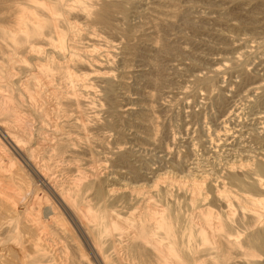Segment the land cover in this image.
<instances>
[{
	"label": "rangeland",
	"instance_id": "1",
	"mask_svg": "<svg viewBox=\"0 0 264 264\" xmlns=\"http://www.w3.org/2000/svg\"><path fill=\"white\" fill-rule=\"evenodd\" d=\"M25 11L42 32L28 29L16 44ZM0 18L8 118L30 117L27 157L60 196L71 195L106 263L162 264L153 239L172 244L178 264H264V239L251 242L253 256L239 250L218 263L216 229L223 224L233 240L264 237V0H0ZM25 173L45 193L33 207L53 257L96 264L71 218ZM134 226L145 239L133 241Z\"/></svg>",
	"mask_w": 264,
	"mask_h": 264
},
{
	"label": "bare ground",
	"instance_id": "2",
	"mask_svg": "<svg viewBox=\"0 0 264 264\" xmlns=\"http://www.w3.org/2000/svg\"><path fill=\"white\" fill-rule=\"evenodd\" d=\"M49 8V7H48ZM32 12V11H31ZM11 16V15H10ZM31 15L28 13V11L24 12L23 18L20 21V26H24V28L22 27L23 31L21 32V34L19 35V37L17 38V41L15 42L16 44H22L27 40V36H28V29L33 33V34H38L40 35L42 32V28L41 26L38 24V20L36 19H32V17H30ZM26 18H30L31 19V23L29 24L28 22H26ZM1 19V18H0ZM171 19V18H170ZM29 20V19H28ZM1 21V20H0ZM53 22V27L55 26L54 21ZM33 23H35L36 25H34ZM3 29V28H2ZM4 30V29H3ZM10 30V29H9ZM19 30V29H18ZM20 31V30H19ZM56 30H54L55 32ZM13 33V32H12ZM56 33V32H55ZM58 34V33H56ZM55 34V36H56ZM59 37V36H58ZM57 37V39H58ZM39 38V37H38ZM58 44L59 43V40ZM61 45V44H60ZM57 47V45H56ZM35 48V47H34ZM59 48V47H58ZM9 49V48H8ZM11 49V48H10ZM60 49H62L60 47ZM74 49V48H73ZM62 51V50H61ZM91 52V51H90ZM38 53V52H37ZM9 56V54H8ZM18 57V56H17ZM16 57V58H17ZM27 57V56H26ZM14 58V60L16 59ZM21 59V58H19ZM18 59V60H19ZM27 60V58H26ZM79 60V59H78ZM10 61V60H9ZM23 61V60H21ZM20 62V61H19ZM36 63V62H35ZM48 63V62H47ZM45 64V63H44ZM5 65V64H4ZM47 65V64H46ZM45 65V66H46ZM49 65H47L48 67ZM39 67V66H38ZM11 70V69H10ZM7 72V71H5ZM3 71H2V62H0V78L2 79L3 76ZM9 74H11V71H8L6 76H8ZM14 75V73H12ZM11 74V75H12ZM30 74V73H29ZM45 74V73H44ZM72 74V73H71ZM5 76V77H6ZM10 78V76H8ZM69 77V75H68ZM72 77V76H71ZM8 78V79H9ZM13 78V76L11 77ZM27 78V77H26ZM41 78V77H39ZM84 78H86L84 76ZM24 79V77H23ZM83 79V78H82ZM11 80V79H10ZM19 80V79H18ZM70 80V79H69ZM74 80V79H73ZM8 81V80H7ZM72 81V79H71ZM28 80H25L24 85L25 87L23 88V92L25 93L26 98L30 99V97H28V95L26 94V86L28 84ZM10 83V82H9ZM40 83V82H38ZM23 84V83H22ZM21 88V87H19ZM40 89V88H39ZM7 90V84H4L0 81V91H4ZM21 90V89H20ZM41 91V90H40ZM5 92V91H4ZM21 97V96H20ZM44 97V96H43ZM39 98V97H38ZM49 98V97H48ZM8 99V101L6 100ZM40 100V99H39ZM0 102H1V109H3V111H1L2 115L4 116L5 120L2 121L0 119V145H3L4 148H2L1 146V153H0V264H60L61 262H59V259L56 260L52 255L51 252L48 249V247L46 246L45 239L44 242L41 240V233L42 232H47L48 227L45 223V220H43L40 216V212L39 210H37V212L34 213V204L36 201H39L42 199L41 197L44 198V201H46L47 199H45L46 196L45 193L42 194L41 192V196L40 198L38 197L37 192L34 193V190H32V183H30V181L28 180L29 177L26 175V171H29L30 173V177H32V179H36L35 181L38 182V184H42L40 185V188H42L43 186H45L47 188V190L50 192L51 195H53V197L56 200V203H58V205L60 206V208L62 209V211L64 213H66L69 218H71L70 220L73 221L74 223H72L75 228L77 229V231L79 232V234L83 237H81V239L84 240V245H86V248L92 255L94 258V261L96 264H108L105 262V260L103 259L102 255L100 253L97 252L96 247L94 246V242H91L90 240L87 239L86 237V233L83 230L82 226L80 225V221L75 217V215L73 214L72 210L70 209V207L72 206V203L70 201L71 199V195L66 197H62L60 196L55 190H54V186L53 188L51 187V185H49L46 180L45 177L40 173V171H38V169H36L37 167H35L36 165L33 164V162L30 160L29 157H27L26 151H24V147H23V143H30V135L29 133H31V129L30 131H26V127H28L27 122H29V118L25 119L23 117L20 118V114L17 112V116L19 117L18 120H20L18 123L21 122L20 126L15 125L16 121L18 120H9V116L12 115V109H13V105L10 102V98L8 96H4L0 95ZM42 102V101H41ZM11 104L12 106L10 107ZM22 104V103H21ZM34 104V103H33ZM30 105V103H29ZM40 105V104H39ZM31 106V105H30ZM38 106V105H37ZM43 106V104L41 105ZM39 108H41L39 106ZM38 108V109H39ZM32 110V109H31ZM37 110V109H36ZM38 111V110H37ZM23 112V111H22ZM46 112V111H45ZM30 114V113H29ZM35 114L37 117H42L43 114H41L40 111L36 112ZM28 115V114H27ZM49 116V115H48ZM27 117V116H25ZM44 117V115H43ZM43 119V118H42ZM41 120V119H40ZM39 120V121H40ZM45 120V119H44ZM38 121V119L36 120ZM6 122V123H4ZM45 122V121H44ZM47 122V121H46ZM38 123V122H37ZM43 123V121H42ZM31 124V123H30ZM33 124V123H32ZM39 124V123H38ZM46 124V123H45ZM44 124V125H45ZM48 124V122H47ZM46 127V125H45ZM43 133V132H42ZM41 134V133H40ZM45 134V133H44ZM32 142V141H31ZM40 143V142H39ZM25 146V145H24ZM6 147V148H5ZM37 147V146H36ZM54 147V146H53ZM59 148V147H58ZM7 150V151H6ZM27 150V149H26ZM29 150V148H28ZM39 150V149H37ZM30 151V150H29ZM28 153V151H27ZM34 153V152H33ZM32 153V154H33ZM38 153V152H37ZM35 155V154H34ZM33 159V158H32ZM6 160V162H5ZM35 160V159H34ZM40 160V159H39ZM5 162V163H4ZM35 163V162H34ZM14 165H16V169L12 168ZM39 168V167H38ZM25 170V172L23 171ZM23 171V172H22ZM44 172V171H43ZM81 174V173H80ZM97 174V173H96ZM89 175V174H88ZM85 176V175H83ZM94 176V175H93ZM87 177V175L85 176ZM91 177V176H90ZM89 178V177H87ZM16 179V181L14 180ZM48 179V178H47ZM81 179V178H80ZM83 179V178H82ZM92 179V178H90ZM49 180V179H48ZM85 180V179H84ZM258 180V179H257ZM49 182V181H48ZM78 182V181H76ZM35 183V182H34ZM258 183L262 186L264 185L263 182H261V180H258ZM81 184V183H80ZM35 185V184H33ZM37 185V184H36ZM35 185V186H36ZM53 185V184H52ZM34 186V188H35ZM39 186V185H38ZM42 186V187H41ZM37 187V186H36ZM260 187V186H259ZM118 189V188H117ZM120 189V188H119ZM78 189H76L75 191H77ZM132 190V189H131ZM33 191V195H31V192ZM37 191V190H35ZM43 191V190H41ZM74 191V192H75ZM115 191V189H114ZM126 191V190H125ZM195 191V190H194ZM46 192V191H45ZM198 192V191H197ZM67 193V192H66ZM49 194V193H48ZM47 195V194H46ZM48 197V195H47ZM52 197V196H51ZM51 198V199H54ZM83 198V196L81 197ZM200 198V197H199ZM252 200V199H251ZM22 201V202H21ZM24 205V211L25 213H21V215H23L22 217H19V213H18V204ZM43 202V200H42ZM55 202V201H54ZM53 202V203H54ZM252 202V201H251ZM227 203V202H226ZM48 205V204H46ZM230 205V204H229ZM34 206V207H33ZM39 206V204H38ZM259 206L262 207L264 209V202H259ZM37 207V206H36ZM48 207V206H47ZM57 207V206H56ZM55 207V208H56ZM138 207V206H137ZM18 208V210H17ZM83 208V207H82ZM81 208V210H82ZM229 208V207H228ZM37 209V208H36ZM35 209V210H36ZM39 209V207H38ZM43 211L45 208H42ZM53 209V207H52ZM87 209V208H86ZM85 208L82 210L84 212V210H86ZM21 210V209H20ZM88 210V209H87ZM230 210V209H229ZM249 210V209H248ZM26 211H30L28 214ZM81 211V213H83ZM155 211V210H154ZM209 211V210H208ZM211 211V210H210ZM258 211V210H257ZM56 212V211H54ZM109 212V211H108ZM160 212V211H159ZM162 212V211H161ZM34 213V214H33ZM150 213V212H149ZM153 213V212H152ZM26 214L29 215V218L26 217ZM45 214V213H44ZM48 214V213H47ZM46 214V215H47ZM53 216H56L53 212H52ZM58 214V213H57ZM146 214V213H145ZM159 214V213H158ZM32 215V218L31 216ZM86 215V212H85ZM84 215V216H85ZM115 215V214H114ZM151 215V214H150ZM203 215V214H202ZM250 215V214H247ZM264 215V214H263ZM111 216V215H109ZM113 216V215H112ZM134 216V215H132ZM256 217L261 216V214H256ZM58 217V215H57ZM61 217V216H60ZM57 218L58 220L60 219ZM116 217V216H115ZM255 217V218H256ZM26 218V219H25ZM55 217H50L49 219H52ZM87 218L89 219L88 215ZM106 218H108L106 216ZM117 218V217H116ZM123 218V217H122ZM130 218V217H129ZM128 218V219H129ZM194 218V217H193ZM243 218V217H242ZM240 218V219H242ZM25 221H24V220ZM30 219V220H29ZM55 219V220H57ZM134 219V218H133ZM132 219V220H133ZM159 219V218H157ZM156 219V220H157ZM29 220V221H28ZM64 220V219H63ZM62 220V222H64ZM110 220V219H109ZM22 221V223H21ZM50 221V220H49ZM54 221V220H53ZM82 221V220H81ZM84 221V220H83ZM113 221V220H112ZM112 221H108L110 223H108L110 225V227H118L121 228V226L119 227V225L117 223L120 222H116V220H114L115 222L112 223ZM194 221V220H193ZM200 221V220H199ZM229 221V220H228ZM52 222V221H51ZM61 222V221H58ZM139 222V221H137ZM136 222V223H137ZM215 222V221H214ZM241 222V221H240ZM262 222V221H261ZM67 223V222H66ZM219 223H225V221H220ZM51 224V223H50ZM55 224V223H54ZM53 224V225H54ZM58 224V223H56ZM62 225V224H61ZM63 225H65V222L63 223ZM84 225V224H83ZM88 225V224H87ZM158 226L160 225V223L157 224ZM60 225H58L59 227ZM68 226V224H67ZM66 226V228H67ZM125 226V225H124ZM201 226V225H200ZM64 227V226H63ZM62 227V228H63ZM69 227V226H68ZM87 227V226H86ZM137 227V226H134ZM51 228V227H50ZM60 228V227H59ZM65 228V227H64ZM63 229V230H66ZM122 228H125L122 226ZM204 228V227H203ZM207 228V227H206ZM61 229V228H60ZM68 229V228H67ZM138 230H136L133 235V241L136 239H139L141 241V239H145V233L143 232V230L140 227H137ZM214 229V227H213ZM217 229V237H218V243H219V247H218V251L220 254V261H218V263H222L225 262L227 260H231V258L233 257V254L236 251H241L243 255L245 256H253L254 255V247L253 244L251 242H253L256 239H264V237H262L261 233H255L252 234L248 237H246L245 240H233L232 238L229 237L228 233L225 230V227L223 224L221 225H217L216 227ZM53 230V229H52ZM132 230V229H131ZM208 230V228H207ZM67 231V230H66ZM133 231V230H132ZM210 231V230H209ZM131 232V231H129ZM155 232V231H154ZM219 232V233H218ZM74 234V233H73ZM128 234V233H126ZM161 234V233H160ZM45 235V234H44ZM129 235V236H130ZM238 235V234H237ZM259 235H261L259 237ZM46 236V235H45ZM126 235H124L125 237ZM150 236V235H149ZM209 236V235H208ZM105 237V236H104ZM123 237V236H122ZM121 237V238H122ZM124 237L122 239H124ZM153 237V236H151ZM103 238V237H102ZM104 239V238H103ZM103 239L99 240L102 241ZM82 240V241H83ZM211 240V239H210ZM75 241V239H74ZM93 241H95V239H93ZM104 241V240H103ZM113 242V241H112ZM124 242V241H123ZM129 242V241H128ZM137 242V241H136ZM147 242H149L152 246H155L153 248V254L156 256V259H158V261H160L162 264H178L175 261V257L178 256V253L176 251V249L173 247V245H164V243H154L153 239L151 240H147ZM49 243V242H48ZM67 243V242H66ZM75 243V242H74ZM78 243V242H77ZM76 244V243H75ZM97 244V243H96ZM123 244V243H122ZM127 244V243H126ZM48 245V244H47ZM67 245V244H66ZM77 245V244H76ZM78 248L80 247V244H78ZM117 245V244H116ZM119 245V243H118ZM133 245V244H132ZM60 246V245H59ZM99 246V245H98ZM56 247V246H55ZM71 247V246H70ZM73 247V246H72ZM121 247V246H120ZM124 247V246H123ZM53 248V247H52ZM74 248V247H73ZM114 248L117 251V248L114 246ZM122 248V247H121ZM57 249V248H55ZM72 249V248H71ZM76 249V248H75ZM81 248H79V250H81ZM85 249V250H86ZM114 249V250H115ZM182 249V248H181ZM243 249V250H242ZM84 250V251H85ZM83 251V250H81ZM80 251V252H81ZM55 252V251H54ZM53 252V253H54ZM71 252V251H70ZM77 252V251H76ZM185 252V251H184ZM87 253V252H86ZM118 254V252H116ZM139 253V252H138ZM71 254V253H70ZM85 254V252H84ZM88 254V253H87ZM85 254V255H87ZM120 254V253H119ZM146 254V253H145ZM189 254V253H188ZM58 258V254H56ZM68 256V255H67ZM118 256V255H117ZM189 256V255H188ZM64 257V256H63ZM74 257V256H72ZM77 257V256H76ZM125 257V256H124ZM78 258V257H77ZM82 258V257H81ZM88 258V257H87ZM118 258H120L118 256ZM186 258V257H185ZM189 258V257H188ZM71 259V258H70ZM79 259V258H78ZM77 259V260H78ZM84 259V257H83ZM174 259V260H173ZM187 259V258H186ZM65 260V259H63ZM75 260V259H74ZM73 260V261H74ZM89 260V259H88ZM93 260V259H92ZM86 261V260H85ZM90 261V260H89ZM108 261V260H107ZM202 260H199V262ZM81 262V261H80ZM83 262V261H82ZM87 262V261H86ZM62 264V263H61ZM73 264H75L73 262ZM84 264V263H83ZM112 264V263H109ZM129 264V263H128ZM179 264H185L184 262L179 263ZM198 264V263H197Z\"/></svg>",
	"mask_w": 264,
	"mask_h": 264
}]
</instances>
